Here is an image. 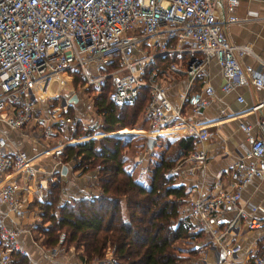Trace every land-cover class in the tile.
Instances as JSON below:
<instances>
[{
    "label": "built area",
    "instance_id": "built-area-1",
    "mask_svg": "<svg viewBox=\"0 0 264 264\" xmlns=\"http://www.w3.org/2000/svg\"><path fill=\"white\" fill-rule=\"evenodd\" d=\"M214 1L0 0V122L27 137L35 135L21 133L27 124L39 122L45 136L55 127L75 126L78 115L61 112L59 105L47 103L35 110L36 103L45 99L38 91L62 73L65 78L77 74L91 91L85 114L94 108L93 96L106 84L107 98L114 103H129L144 88L147 97L140 116L148 131L171 139L180 135L194 139L187 155L168 171L182 177L202 172L207 155L199 143L209 132L200 116L213 97L207 81L196 85L203 64L214 60L222 76V92L235 85L264 83V60L258 69L240 61L242 54L251 51L245 43L228 39L214 12ZM224 3L226 21L235 19L236 0ZM180 74L184 85L172 97L168 88ZM235 98L243 99L241 94ZM263 104L261 97L247 111L256 112ZM237 125L247 144L225 173L228 186H222V173L217 172L210 185L186 193L179 206L178 215L203 231L206 250L217 246L221 250L211 261L205 250L193 264H240L236 258L241 245L225 235L239 227L264 226V217L254 213L255 205L240 200L241 187L264 176V118L256 115L253 121L239 120ZM63 144L29 151L0 130V201L14 216L23 212L25 191L41 194L47 183L62 174L63 165L71 166L73 157L60 159ZM47 153L55 157L51 166L39 163ZM15 175H21L24 183H18ZM76 190L78 195L88 194L81 186L76 185ZM226 210L231 215L223 219ZM16 235L17 228L6 226L0 218V264H14L11 251ZM62 238L60 232L57 242ZM248 264H264V238Z\"/></svg>",
    "mask_w": 264,
    "mask_h": 264
},
{
    "label": "trees",
    "instance_id": "trees-1",
    "mask_svg": "<svg viewBox=\"0 0 264 264\" xmlns=\"http://www.w3.org/2000/svg\"><path fill=\"white\" fill-rule=\"evenodd\" d=\"M74 77L80 80L75 73ZM107 89L108 84L92 100L101 115L100 127L110 131L132 125L136 116H140L147 97L145 89L129 103H114L107 98ZM122 129L125 128L118 130ZM174 141L176 150L171 156H159L146 185L123 167L120 154L123 142L116 136L103 135L96 143L93 137H87L63 145L62 158L73 157L72 168L81 171L99 164L94 172L98 190L58 203L55 201L57 192L53 193L57 185L50 182L46 195L37 203L40 222L47 223L32 227L42 234L41 243L45 246L73 243L80 262L96 258L97 264H180L183 255L174 240L195 239L203 231L178 215L187 192L183 183H173L172 173L167 174L174 159L187 155L194 139L180 135ZM60 230L63 239L57 242ZM106 247H112L108 260L102 258ZM192 251L191 247L185 249L188 253Z\"/></svg>",
    "mask_w": 264,
    "mask_h": 264
},
{
    "label": "crops",
    "instance_id": "crops-1",
    "mask_svg": "<svg viewBox=\"0 0 264 264\" xmlns=\"http://www.w3.org/2000/svg\"><path fill=\"white\" fill-rule=\"evenodd\" d=\"M214 12L220 21H222L224 32L230 41L248 45L251 52L242 54L240 61L251 64L255 69H258L260 67V61L264 60V0H236L232 10L235 19L230 21H226L227 10L224 0L214 1ZM194 55L198 56L200 53L195 52ZM204 80L213 88V97L204 107L200 116L202 121H206L209 132L199 143L205 149L207 155L206 166L202 172L198 170L191 175H187L186 173V176L178 177V182L183 183L187 193L210 185L212 177L217 172L222 173L220 176L221 184L227 187L229 178L225 173L230 164L243 154L247 144L244 133L237 125L238 121H253L256 115L264 118V104L256 112L247 111L250 104L264 97V83L257 86L252 84L235 85L232 89L222 92L219 89L222 76L213 59H208L203 64L198 74L196 85H199ZM184 82L185 78L182 74L175 77L171 82V86L168 88V94L174 97L175 92L183 87ZM236 94H241L242 101L236 100ZM236 111L238 114L233 115L232 113ZM252 129L255 131L256 127L253 125ZM0 130L9 139H13L16 145L22 146L29 151L34 149L35 145L29 146L28 141L21 137V135L19 136L16 130L8 129L1 122ZM41 160V163L47 166L53 164L52 157L50 160L48 159V162L44 159ZM64 167V172H62L57 180L65 178L67 191L70 190L67 192V196L74 197V195H78L76 184L72 182L74 175L77 176V181L80 180L82 183H85L83 182V178L88 175L94 178L92 171L84 173L79 172L80 170L78 168L73 169L72 166L65 165ZM54 169H56L55 165ZM21 177V175H15L14 179L18 183L23 184L24 182H22ZM46 189L41 192V195L36 192H27L24 190L26 203L20 216H14L7 209L6 205L0 201V218L6 226L17 228V235L11 251L14 264H20V262L22 264H73L74 262L73 259L72 261L66 260L65 256L60 253L58 248L61 245L45 246L41 243L40 239L38 241L35 235L36 232L32 229L36 213L32 209L27 210L26 204L28 203L27 205H30L33 203L30 200L40 199ZM240 200L254 204L256 207L254 213L264 217V176L262 178H253L245 183L240 189ZM32 207L35 208L34 204H32ZM230 215L231 211L226 210L223 213V219H227ZM225 236L226 238L236 240L241 245V250L237 253L238 257L236 260L240 264H248L251 254L259 248L260 242L264 238V226L260 229H245L239 227L234 230V233ZM217 252H221L218 246L207 249L205 253H208V260L211 261L216 258ZM19 258L20 260H18Z\"/></svg>",
    "mask_w": 264,
    "mask_h": 264
},
{
    "label": "rangeland",
    "instance_id": "rangeland-1",
    "mask_svg": "<svg viewBox=\"0 0 264 264\" xmlns=\"http://www.w3.org/2000/svg\"><path fill=\"white\" fill-rule=\"evenodd\" d=\"M60 75V74H59ZM65 73H62L59 77L60 80L54 79L49 84V93H46V90L38 91L41 95H45V99L43 101H38L35 105V110H40L42 107L45 106L47 103H51L53 105H59L61 112L65 114H76L78 115V121L77 124L73 127H55L52 134L45 136V134L41 131L42 126H39V122L35 125L27 124L21 129V133H33L35 132V135H29L28 137L25 135H21L24 139L28 141V145L34 146V149H43V148H49L52 145L56 144L59 141H63L64 144L67 143H73L78 140L85 139L87 137H93L95 139V143L97 142L98 138L103 135H112L119 138L123 145L120 147V154L123 159V167L129 171L130 175L136 179L137 181H140L144 185L148 184L151 177V168L154 166V164L158 161L159 156L163 155L165 157L171 156L175 148V139L167 138L162 134H153L148 131L146 121L141 116H136L134 123L130 126H122V127H116L113 130L110 131H104L101 126V115L95 110V107L92 109H89V114H85L84 111L88 108L85 107L86 103V96L91 92L88 87H83L81 80H78L74 75H71V78H65ZM48 91V90H47ZM54 93V94H53ZM50 95V96H49ZM74 97V99H73ZM61 103H64V106H61ZM94 106V105H92ZM44 124V123H42ZM37 126V127H36ZM37 128V129H36ZM120 128H125L122 130H118ZM122 131V132H117ZM153 136L155 138L154 143L150 148L146 147L145 145V139L146 137ZM59 139V140H58ZM73 139V140H71ZM13 141V139H10ZM32 151V150H31ZM53 160L55 157L51 154H44L41 156L39 163H41V159H44L45 161H49L51 157ZM44 157V158H43ZM183 156H178L176 159H174V164H176ZM49 159V160H48ZM60 159L63 160L62 156L60 155ZM46 165V164H44ZM97 165V163H96ZM92 168H88L86 170H81L79 172L88 173L89 171L95 172V166ZM172 165V166H173ZM47 166V165H46ZM74 169V168H73ZM80 170V169H79ZM172 173L174 175V178L172 179L173 183L178 182V173L174 171H167V174ZM80 176V175H79ZM95 176V175H94ZM75 178V179H73ZM72 178V182L75 183L77 186L83 187L86 192L89 193H95L97 191V186L94 184V178L92 176L88 175L85 178H83V182L78 180L77 176L74 175ZM87 178V179H86ZM51 184L57 185V190L53 189V193H55V201L60 203L65 199H70L72 197L67 196V186H65V178H60L58 180H53ZM50 185V182L47 183ZM75 185V186H76ZM96 188V189H95ZM41 195V194H40ZM46 194L44 193L43 196L39 199L36 198L34 200H30L33 203L30 205L26 204V209H32L36 214L34 225L40 224V217L38 213L36 212L37 209H40V205H37V203L44 198ZM83 195V194H82ZM76 196V195H74ZM183 201V199H182ZM181 201V202H182ZM32 204H34V207H32ZM47 222H42L41 224H45ZM62 232L61 230L58 232V234ZM37 236V239L42 238V234L35 233ZM63 239V238H62ZM65 242V241H64ZM174 244L178 247L180 250V254L183 255V258L181 259L180 264H193L194 262H199V257L203 254V252L206 250V237L204 233H202L200 236L196 237L195 239L186 240V239H179L177 238L174 240ZM187 247L193 248V251L191 253L185 252V249ZM60 253L65 256V259L68 261L74 260L73 264H97L98 259L94 258L90 260V262H80L75 252L77 249L74 247L73 243H63V245L58 248ZM112 247H106L104 249V252L102 254V258L105 260L109 259V256L111 255ZM26 260V258H25ZM76 260V262H75ZM20 264H22L20 262Z\"/></svg>",
    "mask_w": 264,
    "mask_h": 264
},
{
    "label": "water",
    "instance_id": "water-1",
    "mask_svg": "<svg viewBox=\"0 0 264 264\" xmlns=\"http://www.w3.org/2000/svg\"><path fill=\"white\" fill-rule=\"evenodd\" d=\"M73 99H74V97H73ZM154 140H155V138L153 136L152 137L151 136L146 137V139H145L146 147L150 148L152 146V144L154 143ZM64 170H65V167L63 165L61 168V172H64Z\"/></svg>",
    "mask_w": 264,
    "mask_h": 264
},
{
    "label": "bare ground",
    "instance_id": "bare-ground-1",
    "mask_svg": "<svg viewBox=\"0 0 264 264\" xmlns=\"http://www.w3.org/2000/svg\"><path fill=\"white\" fill-rule=\"evenodd\" d=\"M59 77H61V76H60V75H57V76H56L57 80H60ZM41 90H46V92L49 93V90H50V89H49V86L47 85L44 89H40L39 91H41ZM47 90H48V91H47Z\"/></svg>",
    "mask_w": 264,
    "mask_h": 264
}]
</instances>
